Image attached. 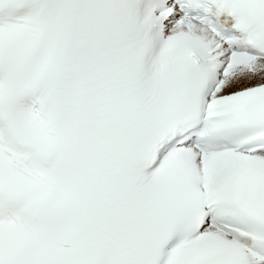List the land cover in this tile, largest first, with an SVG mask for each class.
<instances>
[{"label": "snow or ice", "instance_id": "obj_1", "mask_svg": "<svg viewBox=\"0 0 264 264\" xmlns=\"http://www.w3.org/2000/svg\"><path fill=\"white\" fill-rule=\"evenodd\" d=\"M0 264H264V0H0Z\"/></svg>", "mask_w": 264, "mask_h": 264}]
</instances>
